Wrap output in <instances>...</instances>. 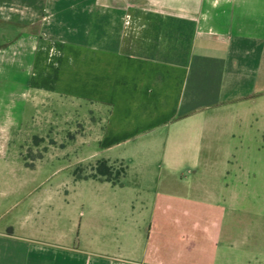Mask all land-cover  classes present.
Here are the masks:
<instances>
[{"label": "crops", "instance_id": "1", "mask_svg": "<svg viewBox=\"0 0 264 264\" xmlns=\"http://www.w3.org/2000/svg\"><path fill=\"white\" fill-rule=\"evenodd\" d=\"M51 94L79 149L0 171V264H264V0H0V159Z\"/></svg>", "mask_w": 264, "mask_h": 264}, {"label": "rangeland", "instance_id": "2", "mask_svg": "<svg viewBox=\"0 0 264 264\" xmlns=\"http://www.w3.org/2000/svg\"><path fill=\"white\" fill-rule=\"evenodd\" d=\"M81 89L86 87L83 86ZM76 103L73 98H60L59 95L51 94L45 96L43 104L34 108L29 104L26 112L28 118L24 126L15 133L6 132V135H1L16 140L15 146L12 144L10 147L7 146L5 160L0 159V171L16 172L18 184L29 176L42 181L50 171L67 163L68 159L72 161L79 149L73 140L69 141L74 135L72 127H76L75 119L78 116ZM81 103L83 114L85 108H89V104L86 101ZM64 126L66 128L62 129ZM62 155L69 157L64 161ZM94 163L95 161L92 164ZM54 180L51 178L49 181Z\"/></svg>", "mask_w": 264, "mask_h": 264}, {"label": "trees", "instance_id": "3", "mask_svg": "<svg viewBox=\"0 0 264 264\" xmlns=\"http://www.w3.org/2000/svg\"><path fill=\"white\" fill-rule=\"evenodd\" d=\"M127 166L123 161L110 162L99 159L94 164H79L72 170V175L76 180L95 179L107 181L114 185L121 184V179L125 176Z\"/></svg>", "mask_w": 264, "mask_h": 264}]
</instances>
